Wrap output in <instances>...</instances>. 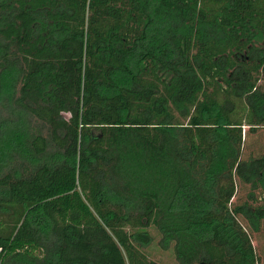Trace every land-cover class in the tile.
I'll return each instance as SVG.
<instances>
[{"label":"trees","instance_id":"1","mask_svg":"<svg viewBox=\"0 0 264 264\" xmlns=\"http://www.w3.org/2000/svg\"><path fill=\"white\" fill-rule=\"evenodd\" d=\"M262 80L264 0H0V264H260Z\"/></svg>","mask_w":264,"mask_h":264},{"label":"rangeland","instance_id":"2","mask_svg":"<svg viewBox=\"0 0 264 264\" xmlns=\"http://www.w3.org/2000/svg\"><path fill=\"white\" fill-rule=\"evenodd\" d=\"M264 86V80L260 82ZM248 127H245V143L243 150V159H248L250 156H261L264 154V129H259L255 133H250ZM237 195L233 199L234 203L241 204L246 200L250 189L248 187L238 186ZM149 232L154 237L153 244L145 250L150 262L155 264H178L175 258L174 251L163 250L160 245V236L155 229H150ZM252 243L256 250L258 261L264 264V234H252Z\"/></svg>","mask_w":264,"mask_h":264}]
</instances>
